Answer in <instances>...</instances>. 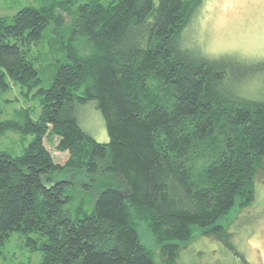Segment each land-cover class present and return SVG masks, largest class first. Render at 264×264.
<instances>
[{
  "label": "trees",
  "instance_id": "trees-1",
  "mask_svg": "<svg viewBox=\"0 0 264 264\" xmlns=\"http://www.w3.org/2000/svg\"><path fill=\"white\" fill-rule=\"evenodd\" d=\"M43 1L0 18V91L35 90L40 104L0 120V135L28 143L0 150V257L19 233L39 264H156L146 230L175 264L197 234L225 235L264 170V100L231 82L264 74V61L209 58L185 41L204 0ZM65 15L68 60L45 88L30 49ZM88 102L107 143L79 124ZM54 140L64 164L46 147Z\"/></svg>",
  "mask_w": 264,
  "mask_h": 264
},
{
  "label": "rangeland",
  "instance_id": "rangeland-1",
  "mask_svg": "<svg viewBox=\"0 0 264 264\" xmlns=\"http://www.w3.org/2000/svg\"><path fill=\"white\" fill-rule=\"evenodd\" d=\"M155 2L157 4V0ZM43 3V0H0V18L14 16L23 7H40ZM65 19L60 33H55L56 24L52 23L44 31L42 40L30 49L29 57L45 88L52 85L59 64L68 60V50L63 46L70 43L71 19L66 15ZM184 39L209 58L235 57L246 64L264 61V0H204L195 11ZM239 81L231 82L235 94L264 100V74L248 77L241 84ZM26 93L19 85H13L6 93L0 91V120L16 119L20 108L31 107L36 115L40 113L39 100L33 96L35 90L29 96ZM77 115L87 134L100 143L109 141L104 117L95 102L78 106ZM27 145V140H22L15 132L0 135L1 151L20 155ZM56 145L57 140L46 141L55 162L64 164L69 154L58 152ZM255 184L253 203L235 210L224 220L227 221L226 234L221 239L197 234L182 248L175 264H264V170L258 173ZM142 237L153 249L156 264H168L155 247L151 233L145 230ZM42 259L41 251H32L26 238L15 233L3 248L0 264H39Z\"/></svg>",
  "mask_w": 264,
  "mask_h": 264
}]
</instances>
